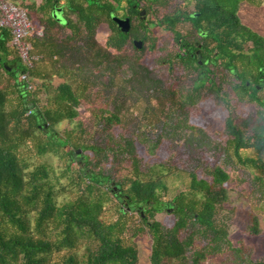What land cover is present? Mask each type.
I'll list each match as a JSON object with an SVG mask.
<instances>
[{
  "label": "trees",
  "instance_id": "trees-1",
  "mask_svg": "<svg viewBox=\"0 0 264 264\" xmlns=\"http://www.w3.org/2000/svg\"><path fill=\"white\" fill-rule=\"evenodd\" d=\"M9 1L28 11L40 60L27 69L0 27V264H141L136 240L147 235L150 264H264L231 237L239 211L226 168L249 171L264 194V37L240 18L264 0ZM128 89L142 111L127 106ZM209 100L228 114L215 146L223 164L186 137L207 138L193 119ZM48 155L74 174L66 201L50 165L33 162ZM241 221L244 235L264 233L254 211Z\"/></svg>",
  "mask_w": 264,
  "mask_h": 264
},
{
  "label": "rangeland",
  "instance_id": "rangeland-1",
  "mask_svg": "<svg viewBox=\"0 0 264 264\" xmlns=\"http://www.w3.org/2000/svg\"><path fill=\"white\" fill-rule=\"evenodd\" d=\"M240 18L248 27H251L259 34L264 37V1L260 7H255L250 4H243L240 11ZM156 34L161 37H165L163 31H156ZM109 35V31L106 27H103L99 34L98 39L101 42H104ZM123 92V91H122ZM121 92V93H122ZM123 98L126 99L127 106L136 104L138 111H142L143 103L139 99V95L130 91L129 89L124 91ZM128 94V96H126ZM203 113L200 117L194 118L193 123L197 126L204 128L207 132V138L201 139L199 134L193 135L187 133V138L191 140V145L198 148V144L201 143L202 148L198 149L199 152H202L210 162H218L223 164L221 157H216L217 140L222 138L225 129V120L227 117V112L222 109H219L215 106L214 102L209 100L202 104ZM251 108L247 105H242L239 107L238 112L247 116L251 112ZM82 114L89 119L88 113L85 109H81ZM69 126L68 123H64L60 126V129L63 130ZM198 152V151H196ZM143 154L146 153L143 151ZM168 152L166 150L160 153V157H166ZM221 156V154H219ZM34 164L45 163L50 165L52 168L51 181L57 189L58 201L63 202L70 198L69 190L74 182V174L70 171H67V168L59 157L54 155H48L42 158H35ZM74 167L77 166L75 162ZM232 176V181L229 184L231 190V200L232 204L229 208H234L239 211L238 221L231 227V237L235 243L239 241H246L255 246L256 257H264V233L259 237H248L242 232L243 222L241 218L245 215L246 212L254 211L262 219V227L264 230V194L258 192L259 185L254 182V177L252 174L237 166L226 167ZM180 183H176L175 187L179 188ZM157 219L161 222H168V216L166 213H160L157 216ZM141 254V264H150V254H151V245L152 239L149 235L145 237L138 238L136 240Z\"/></svg>",
  "mask_w": 264,
  "mask_h": 264
},
{
  "label": "built area",
  "instance_id": "built-area-1",
  "mask_svg": "<svg viewBox=\"0 0 264 264\" xmlns=\"http://www.w3.org/2000/svg\"><path fill=\"white\" fill-rule=\"evenodd\" d=\"M0 27L11 31L12 45L18 50L27 69H33L40 57L33 54V47L29 42L36 32V28L29 18L28 11L9 0H0ZM19 80L28 83V72H23ZM29 88L31 89L32 86Z\"/></svg>",
  "mask_w": 264,
  "mask_h": 264
},
{
  "label": "water",
  "instance_id": "water-1",
  "mask_svg": "<svg viewBox=\"0 0 264 264\" xmlns=\"http://www.w3.org/2000/svg\"><path fill=\"white\" fill-rule=\"evenodd\" d=\"M141 16L143 17V19H145L146 11H142L141 12ZM53 17L55 19H57L59 22L66 24L65 19H63V17L61 16L60 10H55V12L53 13ZM115 21L123 29V31H128L129 30V28H130V22H129V20L116 18ZM134 45H135V47L137 49H142L143 48V41H141V40H135L134 41Z\"/></svg>",
  "mask_w": 264,
  "mask_h": 264
},
{
  "label": "flooded vegetation",
  "instance_id": "flooded-vegetation-1",
  "mask_svg": "<svg viewBox=\"0 0 264 264\" xmlns=\"http://www.w3.org/2000/svg\"><path fill=\"white\" fill-rule=\"evenodd\" d=\"M42 1V0H41ZM55 10H60V12H61V16L63 17V19H65V21H66V24H64V23H61L62 25H68L69 24V21H68V19H69V17L71 18L72 16L69 14V11L64 7V6H59L58 4H56V6H55V8H54V10H53V13L55 12ZM53 13H52V16H53ZM55 19V18H54ZM55 20H57V19H55ZM58 21V20H57Z\"/></svg>",
  "mask_w": 264,
  "mask_h": 264
},
{
  "label": "crops",
  "instance_id": "crops-1",
  "mask_svg": "<svg viewBox=\"0 0 264 264\" xmlns=\"http://www.w3.org/2000/svg\"><path fill=\"white\" fill-rule=\"evenodd\" d=\"M37 2H40L41 0H36Z\"/></svg>",
  "mask_w": 264,
  "mask_h": 264
}]
</instances>
